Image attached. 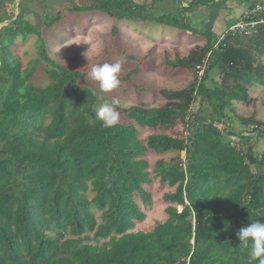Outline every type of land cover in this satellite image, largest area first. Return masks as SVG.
I'll return each instance as SVG.
<instances>
[{
	"label": "trees",
	"instance_id": "trees-1",
	"mask_svg": "<svg viewBox=\"0 0 264 264\" xmlns=\"http://www.w3.org/2000/svg\"><path fill=\"white\" fill-rule=\"evenodd\" d=\"M226 2L175 0L174 12L150 15L155 1L68 0L47 22H60L66 9L98 11L204 38L188 55L168 60L175 68H203L201 77L162 90L173 99L161 107L121 109L132 123L110 128L96 118L94 91L78 82L84 73L55 61L42 37L48 83L30 82L33 69L23 68L12 46L37 29L23 10L14 20L0 15V23L11 19L0 31V264H249L236 232L249 218L264 220V123L239 117L244 128L235 130L227 110L235 114L233 102L249 100L248 83L264 85V24L220 38L239 18L218 34L198 32L185 15ZM215 69L221 83L211 79ZM206 104L209 116L202 114ZM179 121L186 135L139 137L138 126L166 131ZM149 151H185V158L156 162L155 177L173 189L163 196L168 216L150 231H135L146 218L136 195L152 202L145 187L153 182Z\"/></svg>",
	"mask_w": 264,
	"mask_h": 264
},
{
	"label": "rangeland",
	"instance_id": "rangeland-1",
	"mask_svg": "<svg viewBox=\"0 0 264 264\" xmlns=\"http://www.w3.org/2000/svg\"><path fill=\"white\" fill-rule=\"evenodd\" d=\"M73 1L82 4L83 0ZM135 1L141 2L142 0ZM154 1L153 7L150 6V15L174 12L173 10L177 8V5L174 4L175 0ZM154 1L144 0L149 3ZM66 2L68 0H15L13 3H7L5 7L0 6V15L7 16L6 18L12 17V20L16 19L23 10L25 18L37 29L36 33L28 35L27 38L19 36L12 46V51L22 61L23 68L33 69L34 75L31 76V83L36 85L48 83V78L45 77V75L47 76L44 69L45 62L40 58L38 46V40L41 37L46 43L47 53L55 61L84 73V77L78 82L94 91L97 96L95 106L97 110L104 102H111L113 99L119 100L117 111L120 113V118L118 123H132L121 109L132 106L151 109L161 107L173 99L163 95L162 90L184 89L196 79L197 75L202 76L203 68H198L197 72L181 67L175 68L168 63V60L188 55L195 45L203 44L205 40L199 33L194 34L176 26L158 24L153 19L120 20L103 12H71L67 9L62 13L63 17L60 22L49 26L47 22L63 10ZM21 3L22 9L19 6ZM220 7L221 5L217 4L214 8ZM199 9L186 10L185 14L192 27L198 32L209 29L207 17L203 13V9L199 15ZM227 10L230 14L236 13L235 10ZM10 23L11 19L1 22L0 31ZM118 59L123 61L119 74L121 83L113 91L101 93L98 84L88 79L87 74L93 64L113 63ZM260 59L264 63V56H261ZM134 71L135 73H133ZM213 78L215 82L223 81V75H219L216 69L211 72V79ZM232 84L233 82L230 81V85ZM247 85L250 94L249 100L234 101L235 114L227 110L231 116L229 122L232 123V128L235 130L244 128L241 121L238 120L239 117L241 119L254 118L264 123V85L256 81ZM198 108L199 102H196L193 110H198ZM211 109L206 104L203 106L202 114L209 116ZM184 125V122L179 121L166 131L138 126L139 137L146 141L152 132L186 135ZM220 126L222 127L221 124ZM178 155L185 158V151L181 153L173 151L167 154L149 151L146 154L145 158L150 164L149 170L152 173L153 182L145 187L151 193L152 202L147 205L142 201L140 195H136L137 202L146 212V218L136 224L135 231H150L158 222H163L167 218V204L164 202L163 196L173 189L167 184L161 183L160 178L155 177L154 170L159 159L170 161L172 158H177ZM88 194L90 197L93 196L92 192ZM179 209L182 208L179 207ZM101 214L102 212L96 211L98 222L101 221ZM93 242L95 243V241Z\"/></svg>",
	"mask_w": 264,
	"mask_h": 264
},
{
	"label": "clouds",
	"instance_id": "clouds-1",
	"mask_svg": "<svg viewBox=\"0 0 264 264\" xmlns=\"http://www.w3.org/2000/svg\"><path fill=\"white\" fill-rule=\"evenodd\" d=\"M122 64L123 61L120 59L113 63L93 64L87 78L98 84L101 93H109L118 88L121 83L119 74L122 70ZM118 105L119 100L117 99L101 104L96 112V118L102 122V127L110 128L118 123L120 118V113L117 111ZM249 220L251 221L249 224L240 227L236 232L239 245L242 249L247 250L249 264L253 261L264 264V220L251 218Z\"/></svg>",
	"mask_w": 264,
	"mask_h": 264
},
{
	"label": "crops",
	"instance_id": "crops-1",
	"mask_svg": "<svg viewBox=\"0 0 264 264\" xmlns=\"http://www.w3.org/2000/svg\"><path fill=\"white\" fill-rule=\"evenodd\" d=\"M253 1L255 0H230L225 3L224 7L214 8L213 6H210L201 8L199 9L200 11H198L200 15L201 10L203 9V13L207 17L206 20L208 22V28L219 34L228 27L229 23L239 18L241 13L250 7ZM230 4L232 8L229 7ZM227 9L235 10L236 13L233 14L232 12V14H230Z\"/></svg>",
	"mask_w": 264,
	"mask_h": 264
},
{
	"label": "built area",
	"instance_id": "built-area-1",
	"mask_svg": "<svg viewBox=\"0 0 264 264\" xmlns=\"http://www.w3.org/2000/svg\"><path fill=\"white\" fill-rule=\"evenodd\" d=\"M229 7L232 8L231 4ZM261 24H264V0H257L241 13L237 22L221 33L220 38H223L228 31L252 34Z\"/></svg>",
	"mask_w": 264,
	"mask_h": 264
}]
</instances>
